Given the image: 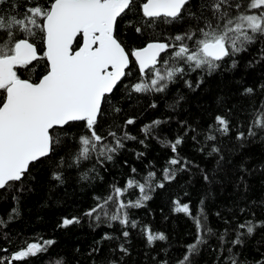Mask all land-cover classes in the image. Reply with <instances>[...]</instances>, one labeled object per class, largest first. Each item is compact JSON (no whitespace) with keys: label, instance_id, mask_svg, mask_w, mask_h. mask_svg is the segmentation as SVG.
Masks as SVG:
<instances>
[{"label":"snow or ice","instance_id":"6c2138e0","mask_svg":"<svg viewBox=\"0 0 264 264\" xmlns=\"http://www.w3.org/2000/svg\"><path fill=\"white\" fill-rule=\"evenodd\" d=\"M3 5L13 10L7 11ZM129 13L138 17L128 22L129 28L144 41L135 48H129L121 38V22ZM257 43L264 45V0H24L22 11L15 9L11 0H0V190L24 191L29 180L34 179L33 169L50 161L57 149L69 141L76 145L72 164L80 166L95 155V163L103 166L125 147V140H135L127 132L118 135L121 126L115 123L106 134L101 131L107 116L121 112V108L113 106L109 113L107 106L124 78L130 75L131 65L138 68L140 79L126 85L129 94L163 93L177 80L195 90L203 83V76L195 85L185 76L197 70L212 75L224 69L228 61L235 68L239 54L248 52ZM258 56L257 60L249 61V66L264 61V46ZM40 61L45 62V71L33 79ZM259 88L264 91V84ZM255 92L254 87H246L242 94L252 96ZM261 103V107L252 111L246 130L236 133L240 146L254 142L257 137L264 141V102ZM150 107L155 108V102ZM135 123V118H127L124 126ZM161 123L153 120L141 131L147 137ZM78 124L86 131L73 134L72 129ZM230 131V121L217 115L214 124L208 126L205 139L214 142L217 139L214 133L227 135ZM183 142L182 136L162 141L176 154L169 159V167L163 169V181L156 182V172L149 171L141 182L136 179L138 173L133 167L123 187L114 182L107 195L94 196V205L84 215L97 225L107 222L111 227L115 221L124 228H137L129 209L142 207L151 199L149 190L163 188L164 181L175 180L177 172L186 171L191 164L178 155V146ZM139 143L144 144V140ZM220 151L213 146L209 154ZM143 155L137 153L138 158ZM65 164L66 158L61 157L57 171L53 172V178L61 183L63 175L59 169ZM82 178L87 179V173ZM203 178L210 179L207 173ZM130 189L139 190L135 201L124 198ZM173 204L174 211L187 215L196 229L193 242L186 246L176 264H195L194 257L201 246H207L208 238L216 233L207 224L203 200L195 213L190 202L176 199ZM11 212L16 213V209ZM12 219L14 216L9 215L8 221ZM80 219L64 217L58 227L79 224ZM6 223L0 218V225ZM261 225L264 222L238 223L231 229L235 238L227 240L230 228H225L218 237L220 264H244L238 259L240 253L233 249L242 246L246 237L252 236ZM142 231L149 246L168 239L148 225ZM122 236L127 238L129 231L123 230ZM113 239L119 237L108 233L101 237ZM55 243L53 239L40 237L10 257L0 255V264L47 253ZM118 249L128 254L124 243ZM6 251L0 248V252ZM100 251L99 247L91 250ZM111 264L119 261L113 260ZM256 264H264V259Z\"/></svg>","mask_w":264,"mask_h":264},{"label":"trees","instance_id":"16d2710c","mask_svg":"<svg viewBox=\"0 0 264 264\" xmlns=\"http://www.w3.org/2000/svg\"><path fill=\"white\" fill-rule=\"evenodd\" d=\"M11 3L22 11L24 0H11ZM2 7L13 10L7 5ZM137 19L129 13L121 22V38L129 48L144 43L128 26L129 21ZM262 46L257 43L248 52L239 54L235 68H231L228 61L224 69L212 75L197 70L185 76L184 79H190L193 85L203 76V83L195 90L187 88L183 80H177L163 93L129 94L126 85L140 79L138 68L131 65L130 75L124 78L107 106L109 113L113 106L121 108V112L107 116L101 131L106 134L115 123L121 126L119 130L112 129L117 130L118 135L127 132L136 139L125 140V147L103 166L95 163V155L80 166L72 164L71 155L76 145L69 141L57 149L50 161L33 169L34 179L29 180L24 191L0 190V218L7 221L6 225H0V248L7 250L0 255L10 257L27 243L42 237L55 240V245L47 253L13 261V264H57L61 261L62 264H111L113 260H118L119 264H161L165 260L176 264L196 234L192 220L184 213L174 211L173 201L179 199L181 203L190 202L193 213L201 207L203 200L207 224L216 233L208 238L207 246H201L200 253L194 257L195 264H220L217 260L221 255L218 237L225 228H230L226 240L234 239L235 233L231 229L238 223L264 222V141L257 137L254 142L240 146L241 141L236 139L238 131L246 130L252 111L264 102V91L259 88L264 84V61L249 66V61L259 58ZM44 63L39 62L33 79L45 71ZM246 87H254L255 94L243 95ZM153 102L155 108L150 107ZM217 115L230 121L231 131L227 135L216 132V141H206L208 126L214 124ZM127 118H135L136 123L124 126ZM153 120L163 123L146 137L141 129ZM82 131L86 130L79 124L72 129L73 134ZM177 136L184 138L178 146V155L191 164L186 171L177 172L175 180L164 181L163 188L149 190L151 199L142 207L129 209L137 228H124L115 221L111 222V227L107 222L97 225L84 215L94 205V196L107 195L114 182L123 187L133 167L137 169L136 179L141 182L149 171L156 172V182L163 181V169L169 167V159L176 154L162 141H174ZM111 139L108 138L109 142ZM140 140H144V144L139 143ZM213 146L221 151L209 154ZM137 153L144 155L138 158ZM61 157L67 160V164L59 169L63 175L62 183L53 178ZM85 173L87 179L82 178ZM204 173L209 175V181L204 180ZM139 195L138 189H130L124 198L135 201ZM13 208L16 213L11 212ZM9 215L14 219L8 221ZM73 216L81 218L79 224L58 227L62 218ZM144 225L150 226L155 233L163 232L168 239L149 246L142 231ZM123 230L129 231L127 238L122 236ZM105 233L119 239L101 240ZM121 243L128 248L127 255L119 251ZM97 247L100 252H91ZM233 251L240 253L238 259L244 264H256L264 259V225Z\"/></svg>","mask_w":264,"mask_h":264},{"label":"water","instance_id":"95a60500","mask_svg":"<svg viewBox=\"0 0 264 264\" xmlns=\"http://www.w3.org/2000/svg\"><path fill=\"white\" fill-rule=\"evenodd\" d=\"M127 71V70H126Z\"/></svg>","mask_w":264,"mask_h":264}]
</instances>
